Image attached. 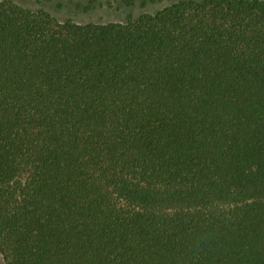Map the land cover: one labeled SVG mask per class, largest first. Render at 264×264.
Listing matches in <instances>:
<instances>
[{
	"label": "trees",
	"instance_id": "obj_1",
	"mask_svg": "<svg viewBox=\"0 0 264 264\" xmlns=\"http://www.w3.org/2000/svg\"><path fill=\"white\" fill-rule=\"evenodd\" d=\"M0 259L264 264V0H0Z\"/></svg>",
	"mask_w": 264,
	"mask_h": 264
},
{
	"label": "rangeland",
	"instance_id": "obj_2",
	"mask_svg": "<svg viewBox=\"0 0 264 264\" xmlns=\"http://www.w3.org/2000/svg\"><path fill=\"white\" fill-rule=\"evenodd\" d=\"M31 8H42L61 20L78 23L123 22L127 17L154 13L177 0H13ZM0 264H3L0 259Z\"/></svg>",
	"mask_w": 264,
	"mask_h": 264
}]
</instances>
